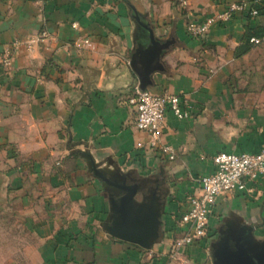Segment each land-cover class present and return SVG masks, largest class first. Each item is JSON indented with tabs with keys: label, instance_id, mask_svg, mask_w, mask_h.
I'll return each mask as SVG.
<instances>
[{
	"label": "crops",
	"instance_id": "obj_1",
	"mask_svg": "<svg viewBox=\"0 0 264 264\" xmlns=\"http://www.w3.org/2000/svg\"><path fill=\"white\" fill-rule=\"evenodd\" d=\"M230 1L0 0V58L12 53L7 69L0 64V213L18 223L11 235H26L16 264H213L214 244H264L263 174L252 194L217 197L207 243L178 258L170 251L212 156L264 147V35L235 53L247 25L264 28V0H250L256 16L239 11L204 37L185 31L189 18ZM135 85L178 94L190 108L185 120L166 112L160 142L173 158L136 128ZM123 175L139 187L136 203L158 209L149 248L106 229L101 185Z\"/></svg>",
	"mask_w": 264,
	"mask_h": 264
},
{
	"label": "built area",
	"instance_id": "obj_2",
	"mask_svg": "<svg viewBox=\"0 0 264 264\" xmlns=\"http://www.w3.org/2000/svg\"><path fill=\"white\" fill-rule=\"evenodd\" d=\"M181 2L185 4V1ZM239 11H246L251 16L258 14V10L251 6L250 0H233L228 2L222 11L202 20L189 18L185 23V31L193 38L204 37L212 25L228 21ZM42 35L45 36L46 32ZM250 41L258 43L260 39L251 37ZM83 43L89 44L87 37ZM14 45L16 46V42ZM11 55L10 48L3 51L0 64L4 69L10 66ZM128 103L135 109L136 128L148 135L149 147L173 158L171 149L160 142V137L167 111L179 120L190 118L191 110L185 101L178 94L167 90L153 92L135 85L128 97ZM212 162L213 171L196 178L198 192L189 195L187 207L179 217L184 232L172 240V258H178L181 251L190 245L207 243L212 238L209 218L218 196L235 191L253 193L252 182L264 174V147L257 152L220 151L212 156Z\"/></svg>",
	"mask_w": 264,
	"mask_h": 264
},
{
	"label": "water",
	"instance_id": "obj_3",
	"mask_svg": "<svg viewBox=\"0 0 264 264\" xmlns=\"http://www.w3.org/2000/svg\"><path fill=\"white\" fill-rule=\"evenodd\" d=\"M92 169L98 177L104 179L95 165ZM137 193L138 187H134L130 192L119 196L120 214L115 216L113 225L106 226V229L113 236L149 248L152 239L157 236L159 212L153 205L143 209L146 205L136 203L134 197ZM111 206L117 210L112 202ZM213 264H264V244L262 246L248 244L244 239L242 243L237 241L234 246L214 244Z\"/></svg>",
	"mask_w": 264,
	"mask_h": 264
},
{
	"label": "rangeland",
	"instance_id": "obj_4",
	"mask_svg": "<svg viewBox=\"0 0 264 264\" xmlns=\"http://www.w3.org/2000/svg\"><path fill=\"white\" fill-rule=\"evenodd\" d=\"M105 186L104 183L101 185L103 190H105ZM17 221V219L14 220V222ZM8 222V219H4V214L0 213V264H16L18 262V249L23 244V240H20V238L23 239L26 236L11 235L10 229L14 228L16 232L18 231V223L13 224ZM26 241L30 242V246H34L33 240L27 239Z\"/></svg>",
	"mask_w": 264,
	"mask_h": 264
},
{
	"label": "flooded vegetation",
	"instance_id": "obj_5",
	"mask_svg": "<svg viewBox=\"0 0 264 264\" xmlns=\"http://www.w3.org/2000/svg\"><path fill=\"white\" fill-rule=\"evenodd\" d=\"M128 180H131V176L123 175V176L115 177L113 179H107V181L104 183L106 185L105 186L106 194L108 195V197L111 200L110 202H112L114 204V206L117 208V210L116 209L114 210L112 208L110 209L111 221H109V222L107 221L105 226L113 225V221L115 219V216L116 215L119 216V214H120L119 211H118V205L120 204L119 203V199H118L119 196L122 195L123 193L130 192L132 189H134V187H138V185L136 186L134 184H128L127 183ZM152 194H153V192L150 195L151 198H152ZM113 197H117V198H113ZM146 198H149V197L146 196L145 199ZM143 205H146V206L143 207V209H147L148 208L146 203L143 204Z\"/></svg>",
	"mask_w": 264,
	"mask_h": 264
},
{
	"label": "trees",
	"instance_id": "obj_6",
	"mask_svg": "<svg viewBox=\"0 0 264 264\" xmlns=\"http://www.w3.org/2000/svg\"><path fill=\"white\" fill-rule=\"evenodd\" d=\"M253 8H256L257 9L256 6H254ZM262 35H264V28H262L261 30H259V29H253V28H250L247 25L246 26V34L244 35V37L242 39V43H240V45H238V47H236V50H235L236 55L243 54V53L247 52L250 49V47L253 44L250 41V38L251 37H253V36H262Z\"/></svg>",
	"mask_w": 264,
	"mask_h": 264
}]
</instances>
